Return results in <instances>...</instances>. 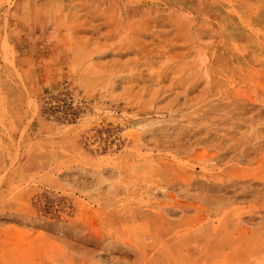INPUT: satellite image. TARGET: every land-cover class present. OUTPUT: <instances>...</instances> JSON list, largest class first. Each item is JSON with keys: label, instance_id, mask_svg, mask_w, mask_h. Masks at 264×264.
I'll use <instances>...</instances> for the list:
<instances>
[{"label": "rangeland", "instance_id": "rangeland-1", "mask_svg": "<svg viewBox=\"0 0 264 264\" xmlns=\"http://www.w3.org/2000/svg\"><path fill=\"white\" fill-rule=\"evenodd\" d=\"M0 264H264V0H0Z\"/></svg>", "mask_w": 264, "mask_h": 264}, {"label": "bare ground", "instance_id": "bare-ground-1", "mask_svg": "<svg viewBox=\"0 0 264 264\" xmlns=\"http://www.w3.org/2000/svg\"><path fill=\"white\" fill-rule=\"evenodd\" d=\"M189 220V219H188Z\"/></svg>", "mask_w": 264, "mask_h": 264}]
</instances>
